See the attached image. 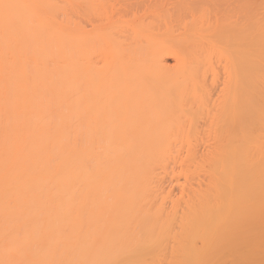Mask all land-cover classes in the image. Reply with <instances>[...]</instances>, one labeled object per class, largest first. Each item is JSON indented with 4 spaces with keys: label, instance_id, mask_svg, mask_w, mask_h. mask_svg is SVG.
<instances>
[{
    "label": "bare ground",
    "instance_id": "bare-ground-1",
    "mask_svg": "<svg viewBox=\"0 0 264 264\" xmlns=\"http://www.w3.org/2000/svg\"><path fill=\"white\" fill-rule=\"evenodd\" d=\"M255 1L0 0V264L259 255Z\"/></svg>",
    "mask_w": 264,
    "mask_h": 264
},
{
    "label": "rangeland",
    "instance_id": "rangeland-1",
    "mask_svg": "<svg viewBox=\"0 0 264 264\" xmlns=\"http://www.w3.org/2000/svg\"><path fill=\"white\" fill-rule=\"evenodd\" d=\"M231 1H233V0H231ZM248 3H252L253 1L252 0H246ZM257 1V0H256ZM255 1V2H256ZM228 2H229V0H228ZM235 2V1H234ZM259 2H261V1H257V5H259L260 3ZM264 2V0L261 2V4ZM254 3V2H253ZM259 3V4H258ZM260 4V5H261ZM263 131L264 130H262V135H261V137L259 138V139H261L260 141L261 142H259V143H261V144H259L258 142V144L256 143L255 144V147H256V149H257V147H258V149H259V147L260 146H262V144L264 143H262V139L264 140V136H263ZM263 136V137H262ZM260 145V146H259ZM264 145V144H263ZM253 150H255L254 149V147H253ZM264 181L261 183V184H259L258 183V185H255V187H253L254 189H251V191L250 192H248V194H245L246 195V200L245 201H243V202H245V204H243V210L239 213L240 215H238V216H243L242 217V219L241 218H238V216H236L235 217V219H237L238 218V220H237V223H238V227L239 228H241V229H243V230H245V231H249V232H252V231H255V232H258V231H261V232H264ZM248 190H250L249 188H248ZM255 194H254V193ZM247 193V192H246ZM249 196V197H248ZM248 197V198H247ZM246 205V206H245ZM242 214V215H241ZM236 221V220H235ZM264 234V233H263ZM260 244V246H261V248H259L258 250H259V255L258 256H260L259 258H258V256L256 257L255 255H254V253H253V249L251 248V250L249 251V250H247V249H249V246L247 247V246H244V248L246 247V249H242L243 251H242V253H244V254H247V253H249V255H248V261L250 262V264H259V262L258 261H261L263 264H264V241H262L261 243H259ZM259 244H255V245H257V248L258 247H260L259 246ZM261 250H262V253H261ZM245 251V252H244ZM247 252V253H246ZM252 253V255H250ZM263 256H262V255ZM251 257V258H250ZM252 257H254V258H252ZM262 257V258H261ZM257 258L259 259V260H257ZM253 261H252V260ZM261 259V260H260ZM255 260V261H254ZM241 261H243V260H241ZM255 262H257V263H255ZM260 262V264H262ZM230 264V263H229ZM242 264V263H241Z\"/></svg>",
    "mask_w": 264,
    "mask_h": 264
}]
</instances>
